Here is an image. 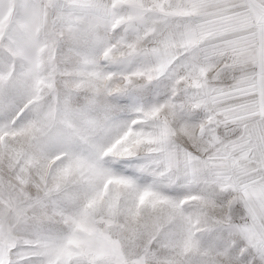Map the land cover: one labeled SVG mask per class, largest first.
<instances>
[{
    "label": "snow or ice",
    "instance_id": "6c2138e0",
    "mask_svg": "<svg viewBox=\"0 0 264 264\" xmlns=\"http://www.w3.org/2000/svg\"><path fill=\"white\" fill-rule=\"evenodd\" d=\"M0 264H264V0H0Z\"/></svg>",
    "mask_w": 264,
    "mask_h": 264
}]
</instances>
